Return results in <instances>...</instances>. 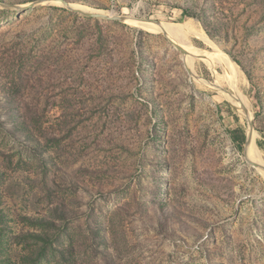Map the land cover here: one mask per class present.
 Segmentation results:
<instances>
[{
	"label": "rangeland",
	"instance_id": "obj_1",
	"mask_svg": "<svg viewBox=\"0 0 264 264\" xmlns=\"http://www.w3.org/2000/svg\"><path fill=\"white\" fill-rule=\"evenodd\" d=\"M63 2L191 25L264 165V0H0V264H264L250 118L208 58Z\"/></svg>",
	"mask_w": 264,
	"mask_h": 264
},
{
	"label": "bare ground",
	"instance_id": "obj_2",
	"mask_svg": "<svg viewBox=\"0 0 264 264\" xmlns=\"http://www.w3.org/2000/svg\"><path fill=\"white\" fill-rule=\"evenodd\" d=\"M72 7L74 9L77 8V10H79V11L83 10L85 12L86 11L87 12H92V10H86L85 8H82V7H79V6H72ZM93 11H95V10H93ZM95 14H100L101 15V13H95ZM129 22L133 23V24L142 25V26L146 27L147 29H149L150 31H156V32H161V33L166 32L167 35H168V38L170 40H172L175 43H177L180 46H182L187 52L188 51H192V52L197 51V52L203 54L204 56H206L208 58V61H209V64H210L211 72L214 75H217L215 80H214L217 89L219 91H222V93L224 92L223 94L232 95V96H229V99L231 101V104H232L233 108L241 109V111H242L244 106L246 108L248 107V103H247L248 101H247L243 91L241 90V85H242L241 84V81H242L241 80V76H239L237 69L230 63V61H228V59L226 57H224L222 55V56L213 58L212 55L210 53H208V52H203L201 50L194 49L193 47L191 49L190 46H188V45H182V44L176 42V41L185 42V40L188 37H191V36H197V37H200V38L204 39L196 31H194V29H193V27L191 25H189V24L175 25V24H169V23L162 22V25L160 27H157V26H153V25L140 24V23H136V22H133V21H129ZM190 55L193 56L192 54H190ZM190 55H189V60H190V62H192L193 61V57H191ZM218 70L223 72L224 75L219 74ZM226 82L231 84L232 92L231 91H227L226 92L221 87ZM238 87L240 88V90H239ZM249 118H250V121H251L252 120L251 114L249 115ZM249 118H246L247 121H249ZM250 121H249V123H250ZM248 130H249V125H248ZM253 140H254V138L252 137V144L248 147L247 152H248V156H249L250 160L254 162V161H258V160L256 158H254V156L252 154V147H254V141Z\"/></svg>",
	"mask_w": 264,
	"mask_h": 264
},
{
	"label": "water",
	"instance_id": "obj_3",
	"mask_svg": "<svg viewBox=\"0 0 264 264\" xmlns=\"http://www.w3.org/2000/svg\"><path fill=\"white\" fill-rule=\"evenodd\" d=\"M63 4L70 11L76 12V13L84 16V17L91 18V19H98V20L109 21V22H118V23H124V22H128V21H133V22H136V23L146 24V25H153V26H157V27H160L162 25V22H160L158 20H152V19H138V18L136 19V18H126V17H121V16H115V15H100V14L84 13L82 11L72 9V7H70V5L68 3L63 2ZM33 6L34 5H31L30 8L33 7ZM162 35L169 41V43L176 50L180 51L184 56H186L188 54V52L182 46H180L179 44H177L174 41L170 40L168 38V35H167L166 32H163ZM197 58L202 59V60H206V57H204V56H199ZM243 111H244V114L246 116L250 115V113L248 112V110L245 107H243ZM253 134H254V126H253V122L250 121L249 130H248V132L246 134V137H245L244 159L253 168H255L256 170H259L262 173H264V165L261 164V163H256V162L251 161L248 158V155H247V149L252 144Z\"/></svg>",
	"mask_w": 264,
	"mask_h": 264
},
{
	"label": "trees",
	"instance_id": "obj_4",
	"mask_svg": "<svg viewBox=\"0 0 264 264\" xmlns=\"http://www.w3.org/2000/svg\"><path fill=\"white\" fill-rule=\"evenodd\" d=\"M233 144L236 146L238 150H242L244 143H245V135L244 132L240 129L237 132H231L230 133Z\"/></svg>",
	"mask_w": 264,
	"mask_h": 264
}]
</instances>
